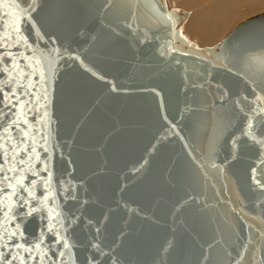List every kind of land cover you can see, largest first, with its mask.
<instances>
[{"label": "water", "instance_id": "95a60500", "mask_svg": "<svg viewBox=\"0 0 264 264\" xmlns=\"http://www.w3.org/2000/svg\"><path fill=\"white\" fill-rule=\"evenodd\" d=\"M10 4L0 7V35H11L0 53H12L0 61V87L35 85L40 99L21 96L31 111L10 131L14 142L28 131V146L35 137L39 159L29 163L39 175L17 165L25 187L37 181L27 205L0 193V244L26 261L12 245L36 255L40 244L50 264H257L264 188L252 177L264 183V115L250 109L254 93L264 96V13L216 51L176 43L187 15L175 18L165 0H37L34 10L21 0L30 19L19 34Z\"/></svg>", "mask_w": 264, "mask_h": 264}, {"label": "snow or ice", "instance_id": "6c2138e0", "mask_svg": "<svg viewBox=\"0 0 264 264\" xmlns=\"http://www.w3.org/2000/svg\"><path fill=\"white\" fill-rule=\"evenodd\" d=\"M7 2V0H0V7H3V5ZM21 0H11L10 6L15 7L19 10L20 16L14 21L12 24V30L13 32L19 34L21 32V29L19 27V22L21 18L27 17L30 19L29 16V9L27 8H21L20 7ZM37 0H31V8L34 10L36 6ZM8 13H4V16H7ZM4 16H0V21H3ZM168 20L170 22H175L172 15H168ZM131 27V25H129ZM11 39V35L8 33H5L3 35H0V48H7L9 45L7 43L8 40ZM30 47V46H29ZM5 56H12V53H0V61H3ZM15 57H13V65L12 67L15 68L17 65L15 63ZM27 59V58H26ZM0 71H8L7 68L0 69ZM21 77H23L24 73L21 71L20 73ZM24 91L18 93L16 88L10 89V91L5 92L2 87H0V93H3L2 99H0V104H3V107L0 108V128H3V133H0V193H4L5 197L8 199H11L13 196H18L19 200L22 204L27 205L29 202V198L35 199L34 194V188L36 186L37 181L31 180L29 183L32 185V188H27L24 186V181L27 179L24 175H15L16 173H22L25 169L23 167H17L29 165L26 169L29 172H32L34 176H38L39 173L34 171L33 168L30 165V161L35 159H39V154L37 153L36 149V139L35 137L32 138V144L31 146H28L27 144V138L29 137L30 133L28 131H24L23 129H20L22 136L19 138L18 141L14 142V137L11 135L10 129L12 126H15L17 129L20 128V118L23 115V110L25 108V105H28L27 110L31 111V101H26L21 99V96L24 97H34L36 101L40 99V97L36 96L35 93L31 92L30 90L35 87L34 84L29 83L27 85H20ZM255 99L251 101V104L255 105V107L250 109L251 113H255L256 115H264V96L255 94ZM44 99L46 100L47 97L45 96ZM245 100L248 98L245 97ZM19 107L21 109V112L16 113L12 112V109H16ZM39 104H37L36 111L39 112ZM8 109V113H11L12 117L10 118L7 123L8 127H3V116L8 115V113H5L4 109ZM23 123L25 125H29V121L27 119L23 120ZM253 128L252 124V116H249L248 120V129L251 130ZM248 134V133H246ZM251 138L257 139L255 133H252ZM258 143H264V140L257 139ZM31 151L33 155H29L27 160H25L23 157H21V153H28ZM47 151V149H45ZM214 166V165H213ZM42 171L49 172V181L51 179V172L50 169L45 165L44 168L41 169ZM255 169H253V180L255 183L261 187L264 188V183H261L259 179H257L255 175ZM9 173H12L13 175H9ZM44 178L41 177V180ZM15 180V183H12V181ZM49 181H45V185L50 187ZM4 187L10 188V193L4 192ZM19 189H22L24 192H27V197H24L20 194ZM51 194V192L49 193ZM48 196L44 197V200H47ZM12 209L8 208V212L5 213V217L11 221V219H14V217H11L8 215L9 212H11ZM30 214V213H29ZM16 230H13L9 233L8 239L11 240L13 237L17 236L18 231L20 229V225L17 224L15 226ZM51 230V229H50ZM22 235V233H21ZM0 239H2V236H0ZM41 242H43V234L41 236ZM60 241L57 240L56 243H59ZM53 248H55V244L52 245ZM64 248H69L70 245L65 242L63 245ZM0 249H3L0 251V264H13V262L18 261L19 264H28V262H35V264H50L51 258L47 255V250L40 251V244L35 245L36 249V255H32L33 248L25 247L24 244H13L12 249H19L22 250L25 253H28L27 261L25 260V257L21 254L20 251L13 252L11 249H9V245L7 243L0 244ZM64 252L59 253V257H63ZM237 256L240 258V261H243L245 257L241 255V253L237 252ZM54 264H59V259H57ZM257 264H264V256L261 257L260 261L257 262Z\"/></svg>", "mask_w": 264, "mask_h": 264}, {"label": "bare ground", "instance_id": "6f19581e", "mask_svg": "<svg viewBox=\"0 0 264 264\" xmlns=\"http://www.w3.org/2000/svg\"><path fill=\"white\" fill-rule=\"evenodd\" d=\"M165 2L170 12L183 11L184 14L188 12L187 18L176 27L178 39L175 42L183 43L185 48L198 50L218 51L221 37L230 28L245 22L249 16L264 12V0H165ZM180 17L182 14L175 16Z\"/></svg>", "mask_w": 264, "mask_h": 264}, {"label": "rangeland", "instance_id": "374dc122", "mask_svg": "<svg viewBox=\"0 0 264 264\" xmlns=\"http://www.w3.org/2000/svg\"><path fill=\"white\" fill-rule=\"evenodd\" d=\"M173 13H174V11H173ZM187 13H188V12H187ZM187 13H185V14H187ZM263 13H264V12H262L261 14H263ZM180 14L183 15L184 12H183V11H178V12L175 11V13H174L175 16H178V15H180ZM261 14H257V15H255V16H253V17L259 16V15H261ZM250 17H251V16H249L248 18L250 19ZM253 17H251V18H253ZM247 20H248V19H247ZM241 21H242V20H241ZM241 21H240V22H241ZM245 21H246V20H245ZM243 22H244V21H243ZM243 22H242V23H243ZM240 24H241V23H238L236 26L232 27L233 29L230 28V29L224 34V36L221 37V40L219 41V42H221V43L218 42V43H219V46H218V45H217V46L220 47V45L222 44V42H223V41L225 40V38L231 33V31H233V30H234L238 25H240ZM183 25H184V24H183ZM228 32H229V33H228ZM218 47H217V48H218ZM217 48H216V49H217ZM218 50H219V48H218ZM216 51H217V50H216Z\"/></svg>", "mask_w": 264, "mask_h": 264}]
</instances>
